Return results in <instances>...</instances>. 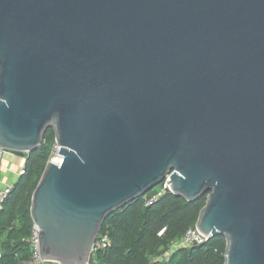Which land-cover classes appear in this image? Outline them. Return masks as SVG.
<instances>
[{"label": "water", "instance_id": "1", "mask_svg": "<svg viewBox=\"0 0 264 264\" xmlns=\"http://www.w3.org/2000/svg\"><path fill=\"white\" fill-rule=\"evenodd\" d=\"M49 129L42 260L91 264L172 173L225 264H264V0H0V147L27 160Z\"/></svg>", "mask_w": 264, "mask_h": 264}, {"label": "trees", "instance_id": "2", "mask_svg": "<svg viewBox=\"0 0 264 264\" xmlns=\"http://www.w3.org/2000/svg\"><path fill=\"white\" fill-rule=\"evenodd\" d=\"M55 143V133L49 129L43 144L25 161V174L16 179L10 197L0 208V264L32 261V197ZM154 192L106 219L101 235H108L110 246L92 256L91 264H225L223 237L202 245L171 249L189 229L196 227L207 194L195 202H188L168 192L154 205L146 206V200ZM164 228L167 230L160 237L159 232Z\"/></svg>", "mask_w": 264, "mask_h": 264}, {"label": "built area", "instance_id": "3", "mask_svg": "<svg viewBox=\"0 0 264 264\" xmlns=\"http://www.w3.org/2000/svg\"><path fill=\"white\" fill-rule=\"evenodd\" d=\"M60 150L61 147L57 145V143L54 144L53 146V150H52V155L50 158V161H53L54 159H56L57 157L60 158V164L62 163V157L60 156ZM10 154L13 155L11 152L6 151L5 149L0 147V208L3 206V204L8 200V198L10 197L13 189H14V184H7L6 182H4V171H5V167L1 164V159L3 157L4 154ZM54 157V158H53ZM25 174V167L23 166L19 172L17 173V176H23ZM172 173L170 175L167 176V178L165 179V181L159 185V189L155 190V192L152 194V196L150 198H148L146 200V206H152L154 205L156 202H158L162 197H164L168 192H171L170 190V184H167L169 182H171V177ZM167 228L162 229L159 232V236L162 237L165 232H166ZM39 229L34 225L33 227V231H32V236L30 238V243L32 246V250H33V257H32V261L29 264H60L57 261H53V260H42L41 255H40V247H39ZM206 236H204L203 234H201L198 229L195 228H191L189 229L186 234L182 237L181 240H179L178 242H175L171 249L172 250H176L177 248H182V247H192V246H196V245H202L204 243H206ZM110 246V239L108 237V235H99L94 247H93V251H92V256H95L97 252L99 251H103L106 250L108 247ZM0 258H1V250H0ZM97 264V263H95Z\"/></svg>", "mask_w": 264, "mask_h": 264}, {"label": "crops", "instance_id": "4", "mask_svg": "<svg viewBox=\"0 0 264 264\" xmlns=\"http://www.w3.org/2000/svg\"><path fill=\"white\" fill-rule=\"evenodd\" d=\"M26 159L10 155L5 160L4 182L7 184H13L19 177L17 173L25 165Z\"/></svg>", "mask_w": 264, "mask_h": 264}, {"label": "rangeland", "instance_id": "5", "mask_svg": "<svg viewBox=\"0 0 264 264\" xmlns=\"http://www.w3.org/2000/svg\"><path fill=\"white\" fill-rule=\"evenodd\" d=\"M7 156L9 157L10 154H6V153H5V154L3 155V157H2V159H1V164H2L3 166L5 165V160H6ZM53 158H54V157H53ZM159 187H160V186H157L154 190H158Z\"/></svg>", "mask_w": 264, "mask_h": 264}, {"label": "bare ground", "instance_id": "6", "mask_svg": "<svg viewBox=\"0 0 264 264\" xmlns=\"http://www.w3.org/2000/svg\"><path fill=\"white\" fill-rule=\"evenodd\" d=\"M52 162L59 165L60 164V158L57 157Z\"/></svg>", "mask_w": 264, "mask_h": 264}]
</instances>
